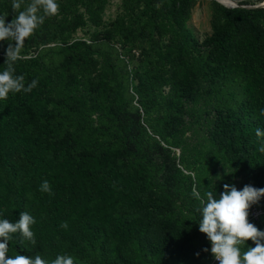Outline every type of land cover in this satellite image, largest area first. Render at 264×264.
I'll use <instances>...</instances> for the list:
<instances>
[{
    "label": "trees",
    "instance_id": "trees-1",
    "mask_svg": "<svg viewBox=\"0 0 264 264\" xmlns=\"http://www.w3.org/2000/svg\"><path fill=\"white\" fill-rule=\"evenodd\" d=\"M111 1L57 0L59 16L15 62L38 85L0 100V219L28 212L36 244L14 234L8 255L211 264L193 188L205 199L224 184L264 188V6L209 2L200 40L190 26L199 0H119L107 22ZM18 11L0 0L6 22ZM250 223L264 231V217Z\"/></svg>",
    "mask_w": 264,
    "mask_h": 264
},
{
    "label": "clouds",
    "instance_id": "clouds-1",
    "mask_svg": "<svg viewBox=\"0 0 264 264\" xmlns=\"http://www.w3.org/2000/svg\"><path fill=\"white\" fill-rule=\"evenodd\" d=\"M24 5L23 10H20ZM12 9L18 14L11 22L7 16H0V42H8L5 53V69L0 72V100H6L10 93H31L38 85V80L25 82L23 75H15V62L20 60L22 49L26 40L35 35L36 30L43 25L48 17L59 16L57 0H12ZM264 115V109L261 110ZM256 137L264 138V130L257 128ZM264 153V142L259 149ZM41 192L52 195L51 185L44 180L39 189ZM192 195L199 201L201 219L198 223L199 232L204 234L211 244L210 252L218 264H264V231L249 222L251 207L258 204L264 197V188L257 189L245 185L238 190L235 185L224 184L219 198H215L212 191L205 193L206 199L194 187ZM36 223L33 216L23 211L18 222L0 219V264H49L37 253L34 257L17 254L9 256V242L13 235L19 233L21 243L24 241L36 244L32 226ZM61 228L68 227L62 222ZM252 241L254 247H247ZM205 252L208 249H204ZM199 256V253L196 254ZM51 264H75L74 258L69 254L56 256Z\"/></svg>",
    "mask_w": 264,
    "mask_h": 264
},
{
    "label": "rangeland",
    "instance_id": "rangeland-1",
    "mask_svg": "<svg viewBox=\"0 0 264 264\" xmlns=\"http://www.w3.org/2000/svg\"><path fill=\"white\" fill-rule=\"evenodd\" d=\"M203 2V4L198 5L192 15V19L190 22V26L194 29L196 35L200 40H203L208 34L211 33V24H210V10L208 7V3L213 0H199ZM217 1V0H215ZM249 1L252 4H256V6H264V0H242ZM219 2V1H218ZM240 0H229L228 3L231 7L238 6ZM119 0H112L110 5L108 6L105 13V21H109V19H113L116 16L117 5ZM86 36V31H79L77 37L82 38ZM177 154L180 153L179 150H176Z\"/></svg>",
    "mask_w": 264,
    "mask_h": 264
},
{
    "label": "built area",
    "instance_id": "built-area-1",
    "mask_svg": "<svg viewBox=\"0 0 264 264\" xmlns=\"http://www.w3.org/2000/svg\"><path fill=\"white\" fill-rule=\"evenodd\" d=\"M264 217V206H255L249 212V222H257ZM211 264H218V262L212 257Z\"/></svg>",
    "mask_w": 264,
    "mask_h": 264
},
{
    "label": "bare ground",
    "instance_id": "bare-ground-1",
    "mask_svg": "<svg viewBox=\"0 0 264 264\" xmlns=\"http://www.w3.org/2000/svg\"><path fill=\"white\" fill-rule=\"evenodd\" d=\"M219 1L222 2V3H224V4H226V5H228V6H231V5L228 3L229 0H219Z\"/></svg>",
    "mask_w": 264,
    "mask_h": 264
},
{
    "label": "water",
    "instance_id": "water-1",
    "mask_svg": "<svg viewBox=\"0 0 264 264\" xmlns=\"http://www.w3.org/2000/svg\"><path fill=\"white\" fill-rule=\"evenodd\" d=\"M217 1H219V0H217ZM219 2H220V1H219ZM220 3L223 4V5H225L226 7H229V8H235V7H238V6L231 7V6H228V5H226V4L222 3V2H220Z\"/></svg>",
    "mask_w": 264,
    "mask_h": 264
}]
</instances>
